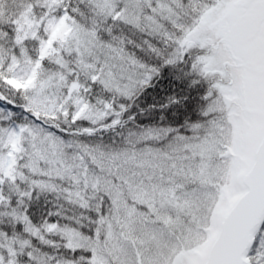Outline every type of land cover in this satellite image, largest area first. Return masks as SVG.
Listing matches in <instances>:
<instances>
[{
	"label": "snow or ice",
	"instance_id": "6c2138e0",
	"mask_svg": "<svg viewBox=\"0 0 264 264\" xmlns=\"http://www.w3.org/2000/svg\"><path fill=\"white\" fill-rule=\"evenodd\" d=\"M0 264H264V0H0Z\"/></svg>",
	"mask_w": 264,
	"mask_h": 264
}]
</instances>
